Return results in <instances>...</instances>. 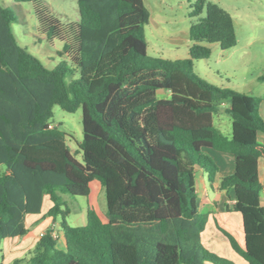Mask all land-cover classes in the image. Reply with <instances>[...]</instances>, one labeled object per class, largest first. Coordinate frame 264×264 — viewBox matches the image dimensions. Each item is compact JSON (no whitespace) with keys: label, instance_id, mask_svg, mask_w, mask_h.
Returning a JSON list of instances; mask_svg holds the SVG:
<instances>
[{"label":"trees","instance_id":"16d2710c","mask_svg":"<svg viewBox=\"0 0 264 264\" xmlns=\"http://www.w3.org/2000/svg\"><path fill=\"white\" fill-rule=\"evenodd\" d=\"M13 1L32 4L38 32L60 43L57 54L71 66L61 60L49 68L18 43L16 17L0 0V244L29 233L25 217L40 213L44 195L65 240L59 250L47 229L12 264H235L202 245L208 212L198 209L194 172L202 170L210 186L218 172L206 149L234 157V171L218 189L234 193L226 209L241 216L243 246L222 233L246 264H264L261 99L193 71V60L210 55L209 44H236L229 12L188 0L197 18L189 57L170 61L147 54L143 0H75V19L65 22L46 0ZM223 104L229 137L214 123ZM54 105L81 108V161L50 122ZM94 180L104 189L106 220L87 207L84 225H68L62 195L88 197Z\"/></svg>","mask_w":264,"mask_h":264},{"label":"rangeland","instance_id":"374dc122","mask_svg":"<svg viewBox=\"0 0 264 264\" xmlns=\"http://www.w3.org/2000/svg\"><path fill=\"white\" fill-rule=\"evenodd\" d=\"M4 1L16 17L13 29L18 43L26 46L49 68L54 67L61 60L71 66L68 58L57 54L60 43L51 42L38 32L31 3ZM143 1L150 14L148 24L144 26L147 54L170 61L187 59L191 45L189 29L197 20L189 14L190 2L188 0ZM210 1L228 11L232 16L236 44L228 49H221L215 43L209 44L210 55L204 59L193 60V71L215 86L259 97L261 101L258 113L264 120V0ZM45 2L51 14L61 22L75 19V0H46ZM76 77L77 74L74 73L73 78ZM159 96H165V94L159 93ZM50 122L66 133L67 145L74 157L81 161V151L78 148V143L83 138L81 108L74 112H67L58 105H54ZM196 185L198 188V179H196ZM209 194H211L210 191ZM62 198L69 209L65 221L70 226L79 224V216L87 207L94 208L102 219H106L104 189L97 180L92 182L91 194L88 197L63 194ZM56 220L60 222L59 217ZM207 233L209 232L203 236V247L220 257L231 260L225 256L224 252L206 245ZM214 242L216 243V240ZM219 249L223 248L219 246Z\"/></svg>","mask_w":264,"mask_h":264},{"label":"crops","instance_id":"0c3cea01","mask_svg":"<svg viewBox=\"0 0 264 264\" xmlns=\"http://www.w3.org/2000/svg\"><path fill=\"white\" fill-rule=\"evenodd\" d=\"M224 106L225 104L218 108V112L214 115V123L219 131L229 137L231 135V120L228 114L224 112ZM257 138L259 142L264 144L263 132H258ZM205 151L217 165L218 172L215 180L211 183V186L207 180L206 174L202 170L196 169L194 172L198 209L200 211L208 212V219L205 230L201 235V241H204V234L209 232L205 239L206 245L209 248L215 247L216 250L224 252L225 256L230 258L235 264H246V262L232 250L227 237L221 231L222 229L231 234L238 244L243 246L244 239L241 216L235 211L226 209V205L229 207L233 203L234 193L233 191H230L227 195L224 191L218 189L219 179L230 175L234 171V157L229 153H223L212 149H206ZM258 173L264 185V157L258 159ZM196 179H198V188L196 185ZM91 184L92 182L90 183V194ZM209 191L211 194H209ZM260 203L264 208V190L260 193ZM50 207L51 202L48 195H44L40 213L28 214L25 217V226L28 228L29 233L21 238H7L1 242L0 261L2 264H12V261L15 258L25 257L28 250L32 249L39 239V234L47 229L57 232L58 238L56 239V247L59 250H65V240L61 231L60 223H58L56 219L53 220L47 215V211ZM102 220L105 221L106 219ZM85 221L86 209L79 216V224L75 226L84 225ZM214 240H216V243ZM219 246L223 249H219Z\"/></svg>","mask_w":264,"mask_h":264},{"label":"built area","instance_id":"2783aa9c","mask_svg":"<svg viewBox=\"0 0 264 264\" xmlns=\"http://www.w3.org/2000/svg\"><path fill=\"white\" fill-rule=\"evenodd\" d=\"M52 125H49V127H51ZM43 233V232H42ZM42 233H40L39 235L41 236L42 235ZM51 235H52V237L54 238V239H57L58 238V234H57V232L56 231H52V233H51Z\"/></svg>","mask_w":264,"mask_h":264}]
</instances>
